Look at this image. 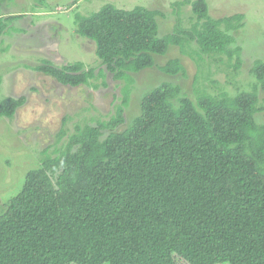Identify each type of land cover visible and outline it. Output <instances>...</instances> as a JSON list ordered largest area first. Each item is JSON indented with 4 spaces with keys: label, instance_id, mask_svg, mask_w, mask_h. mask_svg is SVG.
<instances>
[{
    "label": "trees",
    "instance_id": "1",
    "mask_svg": "<svg viewBox=\"0 0 264 264\" xmlns=\"http://www.w3.org/2000/svg\"><path fill=\"white\" fill-rule=\"evenodd\" d=\"M189 4L194 22L183 27L177 15L162 37L160 11L144 6L106 3L77 16L76 33L124 80L120 101L108 120L76 126L64 149L27 171L0 214V264H264V123L255 118L264 117V103L256 85L192 100L163 82L141 96L131 125L116 129L132 73L152 67L153 55L170 44L195 43L199 54H224L240 65L232 32L244 15L211 18L206 0ZM8 18L0 14V34ZM35 69L69 86L103 75L81 61L57 67L46 60ZM161 69L184 74L178 58ZM251 70L264 91V61ZM24 101L4 98L0 116L12 117Z\"/></svg>",
    "mask_w": 264,
    "mask_h": 264
},
{
    "label": "rangeland",
    "instance_id": "2",
    "mask_svg": "<svg viewBox=\"0 0 264 264\" xmlns=\"http://www.w3.org/2000/svg\"><path fill=\"white\" fill-rule=\"evenodd\" d=\"M184 0H1L0 14L12 15L4 21L0 34V102L6 97L23 96L24 103L12 117L0 116V214L19 193L27 171L38 167L54 150H62L76 126L96 125L108 120L119 103L124 80L108 72L95 55L92 40L76 33L77 16L96 12L103 4L131 9L144 6L158 10L157 36L172 33L179 15L183 27L195 20L189 1ZM208 16L222 18L241 13L243 25L232 32L240 46V65L236 58L224 54H199L195 43L184 49L170 44L164 54H154V65L133 72L134 83L124 122L116 129L131 125L140 113L141 96L163 82L177 84L181 93L192 100L203 93L230 95L251 90L256 85L258 97L264 103V91L252 73L255 61H264V0H206ZM178 58L184 74H170L161 69ZM57 67L81 61L84 69L99 70L89 84L62 85L50 75L35 69L43 61ZM176 105V101H172ZM256 122L264 123L263 113ZM110 132L102 133L105 137ZM177 264H187L176 259ZM109 264V263H104ZM227 264V263H225Z\"/></svg>",
    "mask_w": 264,
    "mask_h": 264
}]
</instances>
